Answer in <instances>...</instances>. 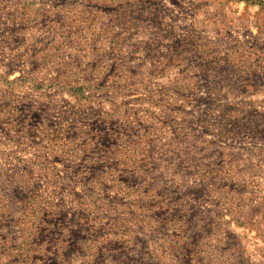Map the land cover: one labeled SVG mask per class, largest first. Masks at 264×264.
Returning a JSON list of instances; mask_svg holds the SVG:
<instances>
[{
	"label": "rangeland",
	"instance_id": "374dc122",
	"mask_svg": "<svg viewBox=\"0 0 264 264\" xmlns=\"http://www.w3.org/2000/svg\"><path fill=\"white\" fill-rule=\"evenodd\" d=\"M0 264H264V0H0Z\"/></svg>",
	"mask_w": 264,
	"mask_h": 264
}]
</instances>
